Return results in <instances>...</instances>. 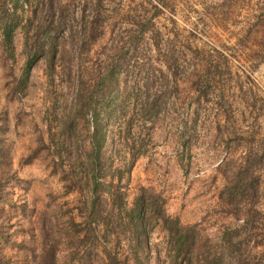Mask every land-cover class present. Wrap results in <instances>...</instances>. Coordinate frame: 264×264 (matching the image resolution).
I'll list each match as a JSON object with an SVG mask.
<instances>
[{
  "label": "rangeland",
  "instance_id": "1",
  "mask_svg": "<svg viewBox=\"0 0 264 264\" xmlns=\"http://www.w3.org/2000/svg\"><path fill=\"white\" fill-rule=\"evenodd\" d=\"M22 1L13 52L0 32V264H264V0Z\"/></svg>",
  "mask_w": 264,
  "mask_h": 264
},
{
  "label": "trees",
  "instance_id": "2",
  "mask_svg": "<svg viewBox=\"0 0 264 264\" xmlns=\"http://www.w3.org/2000/svg\"><path fill=\"white\" fill-rule=\"evenodd\" d=\"M13 3H15L14 5L16 6L14 9L12 10H8L7 12L4 11L2 13H0V32L2 35V39H3V44L5 45V47L10 50L11 52L14 51V41H13V31L15 29V27L19 24V18L21 16L20 12L17 9V6L20 4L22 6L26 5L27 3H24L22 0H12ZM47 8L49 9V13L53 12V2L52 0H49V2L47 3ZM51 53L53 54L52 50L54 48V44H51ZM39 56V51H37V49L34 47L33 44H30L28 42V38L25 41V61H24V65L22 68V72L21 75L18 79L17 82V86L18 89H20L21 94L24 95L25 94V89L26 86L28 84V80H29V75L31 72V69L36 61V59ZM98 125V123H97ZM97 125L93 128L96 129L97 131ZM132 163L129 164V166H131ZM130 168V167H128ZM112 201H117V198L113 197ZM146 208L144 205L143 201H136L134 207L132 208V212H131V218H132V223L134 222V230L136 232H141L144 233L145 230L147 229V217H146ZM134 219V220H133ZM183 241L184 239L179 238L176 241V249L179 251L183 248ZM189 264H193V263H189Z\"/></svg>",
  "mask_w": 264,
  "mask_h": 264
}]
</instances>
